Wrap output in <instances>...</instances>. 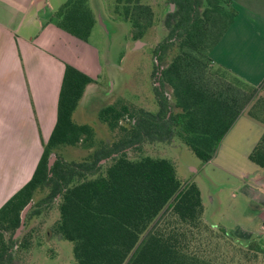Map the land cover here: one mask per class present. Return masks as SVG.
Segmentation results:
<instances>
[{"label": "trees", "instance_id": "obj_1", "mask_svg": "<svg viewBox=\"0 0 264 264\" xmlns=\"http://www.w3.org/2000/svg\"><path fill=\"white\" fill-rule=\"evenodd\" d=\"M172 1L175 10L165 18L167 34L153 54L161 63L173 46L177 52L160 70L159 85H154L155 114L115 99L97 113L110 133L98 139L94 127L72 118L94 79L65 65L56 122L48 140H42L33 175L0 207V264H12L14 245L31 246L32 230L14 237L23 208L32 201L26 217L38 215L40 206L55 198L58 218L49 232L72 242L77 264H234L236 255L253 260L251 250L264 255L256 239L234 245L224 227L205 221L198 186L182 183L171 160L128 156L129 150L141 151L145 143L169 142L177 136L208 162L262 83L250 85L220 66L221 74L213 71L209 52L236 15L230 0ZM113 12L129 23L132 40L143 39L155 25L156 14L144 0H114ZM52 18L82 41H88L96 23L90 0H66ZM155 69L157 65L154 73ZM246 113L264 123L257 111ZM68 147H79L84 152L81 159H65L62 150ZM51 153L56 159L48 169ZM248 158L264 170V131ZM102 160L107 161L103 169ZM40 191L44 195L36 199ZM213 237L224 238V243H214Z\"/></svg>", "mask_w": 264, "mask_h": 264}, {"label": "crops", "instance_id": "obj_2", "mask_svg": "<svg viewBox=\"0 0 264 264\" xmlns=\"http://www.w3.org/2000/svg\"><path fill=\"white\" fill-rule=\"evenodd\" d=\"M65 1L0 0V207L33 175L43 152L42 140H48L56 122L58 95L66 64L94 79L85 87L72 118H82L89 107L98 113L106 103L101 106L98 99L102 89L101 79L109 76L104 75L99 48L91 42L95 26L98 23L99 26H106L98 0H90L96 23L88 41H82L56 25L53 13ZM230 2L236 15L210 50L209 56L214 65L256 86L264 79V0ZM156 24L157 17L150 29L151 34L148 35L150 30L146 34L147 38L153 34ZM133 41L142 44L140 40ZM114 100H108V104ZM243 116L254 119L243 112L225 136L242 124L237 122ZM257 121L264 130V123ZM256 168L252 169L255 171L251 179L247 171L241 175L244 186L252 188L259 203L258 215L264 229V170ZM202 204L205 221L220 226L215 225L217 222L210 216L206 217L205 204Z\"/></svg>", "mask_w": 264, "mask_h": 264}, {"label": "rangeland", "instance_id": "obj_3", "mask_svg": "<svg viewBox=\"0 0 264 264\" xmlns=\"http://www.w3.org/2000/svg\"><path fill=\"white\" fill-rule=\"evenodd\" d=\"M113 2L114 0H98L106 26H99L98 23L91 38V42L100 50L104 75L109 76L107 79L103 76L101 79L102 89L99 90L98 99L101 101L98 104L102 106V103L106 102L104 105H107L108 100L122 99L126 103L155 114L158 105L154 96V83L157 77H154L156 56L153 50L167 34L165 18L168 13L175 10V4L172 0H145L154 9L157 24L153 34L147 38L151 34L152 30H150L146 38L140 40L142 44H137V41H133L130 37L129 23L112 12ZM176 52L177 48L173 46L161 62V66L164 67ZM212 67L214 72L222 73V70L214 64ZM226 76L232 80L230 75ZM164 93L170 97L169 88H166ZM263 103L264 81L259 87L257 96L246 106L244 112L250 109L264 116ZM86 110L82 118L76 116L73 118L77 122H85L94 127L98 139L109 138L110 133L105 132L106 126L104 124L102 126L97 120V112L91 107ZM237 123H242L244 126L238 124L230 134L224 135L211 161L208 162H202L197 158L184 143L178 140L177 136L169 142L145 143L141 151L129 150L128 156L139 158L149 155L171 160L175 165L176 175L182 183L194 182L200 188L206 217L210 216L214 222H217L215 225L224 227L234 245H247L256 239L264 249V229L261 227L263 221L258 215L259 203L253 195L252 188L244 186V178L241 175L242 172L247 171L251 179L255 171L252 169L258 168L249 160L248 154L256 141L254 138L260 136L263 125L257 119H249L246 116L241 117ZM67 150L64 149L63 152L67 160H80L84 154L79 147L67 148ZM106 164L107 161H101L102 169ZM43 193L44 191H40L36 199L44 195ZM57 202L58 199L55 198L48 206L42 204L40 214H29L25 217V226L20 236L32 230L31 246L22 249L14 245L12 264H77L72 242L49 232L50 226L58 218ZM216 234L221 235L217 231ZM216 234L214 232V236ZM224 240V238H212V241L218 244H223ZM250 253L253 260L246 261L236 255L234 264L236 261L238 264H264V255L261 251L251 250Z\"/></svg>", "mask_w": 264, "mask_h": 264}, {"label": "water", "instance_id": "obj_4", "mask_svg": "<svg viewBox=\"0 0 264 264\" xmlns=\"http://www.w3.org/2000/svg\"><path fill=\"white\" fill-rule=\"evenodd\" d=\"M117 154H113V156H116ZM56 159V154L55 153H51L50 156L48 157V160H47V166H48V169L51 168L52 164L54 163ZM32 201H30L24 208L23 210L21 211V214H20V218H21V223H20V226L18 227V229L16 230V233L14 235V237H17L20 233H21V230L24 228V223H25V217H26V213L28 212V210L31 208L32 206Z\"/></svg>", "mask_w": 264, "mask_h": 264}, {"label": "flooded vegetation", "instance_id": "obj_5", "mask_svg": "<svg viewBox=\"0 0 264 264\" xmlns=\"http://www.w3.org/2000/svg\"><path fill=\"white\" fill-rule=\"evenodd\" d=\"M155 61H156V64H155V65H157V69H155L154 77H157V78H158V76L160 75V70H161L163 67L161 66V63H160V66H159V62H158L157 59H155ZM157 62H158V63H157ZM156 83H157V85H159V81H156V82L154 83V85H156Z\"/></svg>", "mask_w": 264, "mask_h": 264}]
</instances>
